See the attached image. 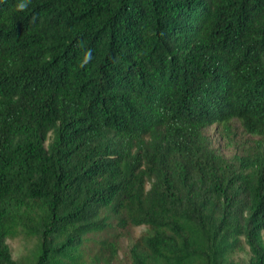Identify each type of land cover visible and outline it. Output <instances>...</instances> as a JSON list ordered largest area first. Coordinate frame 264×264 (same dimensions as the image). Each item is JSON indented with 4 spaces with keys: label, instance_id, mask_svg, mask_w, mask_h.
Wrapping results in <instances>:
<instances>
[{
    "label": "trees",
    "instance_id": "16d2710c",
    "mask_svg": "<svg viewBox=\"0 0 264 264\" xmlns=\"http://www.w3.org/2000/svg\"><path fill=\"white\" fill-rule=\"evenodd\" d=\"M234 121L256 140L227 158L206 130ZM124 242L128 264H264V0H0V264H121Z\"/></svg>",
    "mask_w": 264,
    "mask_h": 264
},
{
    "label": "rangeland",
    "instance_id": "374dc122",
    "mask_svg": "<svg viewBox=\"0 0 264 264\" xmlns=\"http://www.w3.org/2000/svg\"><path fill=\"white\" fill-rule=\"evenodd\" d=\"M206 134L212 139L213 143L221 152L230 158L234 155L244 154L253 145L255 137L247 134L241 124L234 121L230 126L224 127L215 125L208 130ZM146 231L145 227L136 228L134 238L140 237ZM13 260L28 262L34 258L36 248L35 239H28L24 236H19L7 241ZM130 243L124 242L121 250V264H128L127 257Z\"/></svg>",
    "mask_w": 264,
    "mask_h": 264
},
{
    "label": "clouds",
    "instance_id": "9594fccd",
    "mask_svg": "<svg viewBox=\"0 0 264 264\" xmlns=\"http://www.w3.org/2000/svg\"><path fill=\"white\" fill-rule=\"evenodd\" d=\"M18 7H19L20 9H23V8L26 7V4H25V3H21V4L18 5ZM90 58H91V53H90V51H89V53L87 54V56H86V58H85V62L87 61V59H90Z\"/></svg>",
    "mask_w": 264,
    "mask_h": 264
}]
</instances>
